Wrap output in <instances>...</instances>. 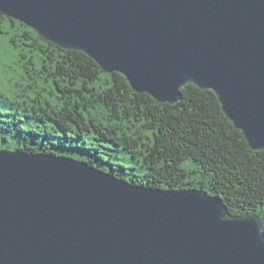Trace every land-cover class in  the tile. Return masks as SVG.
I'll return each mask as SVG.
<instances>
[{
    "label": "water",
    "instance_id": "water-1",
    "mask_svg": "<svg viewBox=\"0 0 264 264\" xmlns=\"http://www.w3.org/2000/svg\"><path fill=\"white\" fill-rule=\"evenodd\" d=\"M0 13L160 103L188 83L212 90L264 149V0H0ZM261 223L201 188L0 149V264H264Z\"/></svg>",
    "mask_w": 264,
    "mask_h": 264
},
{
    "label": "trees",
    "instance_id": "trees-1",
    "mask_svg": "<svg viewBox=\"0 0 264 264\" xmlns=\"http://www.w3.org/2000/svg\"><path fill=\"white\" fill-rule=\"evenodd\" d=\"M19 24L35 35L31 44L42 53L43 63L32 71L42 77L41 83L36 78L27 81L29 91L23 89L2 101L0 108L10 115L6 122L28 117L37 125L50 123L53 130L71 131L78 137L94 130L97 139L114 142L140 161L145 174L129 182L157 188H201L221 199L232 215H259L264 232V149L249 147L243 132L220 109L212 90L188 83L176 104L160 103L145 92L134 91L122 74L103 72L87 54L59 48L30 26ZM24 35L31 38L27 31ZM101 73L109 83L106 87L95 85ZM0 129L9 128L0 125ZM1 143L0 149L47 152L27 143L14 147ZM186 159L209 174V183L194 182L189 173L196 169L183 167ZM114 175L125 179L122 174Z\"/></svg>",
    "mask_w": 264,
    "mask_h": 264
},
{
    "label": "rangeland",
    "instance_id": "rangeland-1",
    "mask_svg": "<svg viewBox=\"0 0 264 264\" xmlns=\"http://www.w3.org/2000/svg\"><path fill=\"white\" fill-rule=\"evenodd\" d=\"M25 31L29 32L31 38L24 35ZM34 37V33L18 21L13 22L0 16V93L3 95L0 104L3 100L7 101L15 97L23 89L29 91V87L26 86L27 81L32 83L33 78H36L38 83H41L42 76L38 77L39 74L32 71L34 68L42 67L43 63L42 53L31 44ZM29 58L32 63L29 62ZM108 84L102 73L95 81L98 87H106ZM2 110L0 108V125L9 128L0 129V141L4 147L27 143L30 146L46 149L48 152H55L57 155L90 161L102 170L117 175L122 174L128 181L146 172L140 161L132 158L127 149L115 145L112 141L97 139L94 130L78 137L71 131L65 134L53 130L50 123H45V126L37 125L28 117L9 123L5 120L9 119L10 115H4ZM182 166L188 170L196 169L195 172L189 173L194 182L209 183V174L202 173V169L190 159L184 160Z\"/></svg>",
    "mask_w": 264,
    "mask_h": 264
}]
</instances>
